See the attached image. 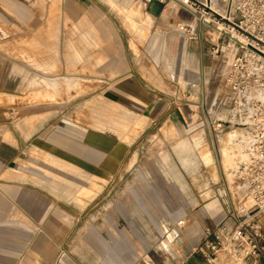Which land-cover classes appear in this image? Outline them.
<instances>
[{"label": "rangeland", "instance_id": "374dc122", "mask_svg": "<svg viewBox=\"0 0 264 264\" xmlns=\"http://www.w3.org/2000/svg\"><path fill=\"white\" fill-rule=\"evenodd\" d=\"M25 5L29 19L23 28L0 14V117H6L8 107L19 106L33 121L46 119L48 112H35L56 105L62 108L59 116L73 123L64 132L78 143L88 136L95 149L105 139L124 148L114 171L95 163L85 176L78 164V189L60 195L63 204L76 209L78 236L88 220H125L127 234L134 232L128 226L132 221L141 240L136 242L140 264H160L187 244L190 252L206 228L231 224L241 209L232 187L234 167L226 171L221 148L228 133L236 136L239 130L223 123L217 127L228 118L218 66L199 65L196 50L180 51L171 44L179 41L180 21L149 17L142 0H25ZM102 16L116 33L113 53L104 50L98 32L105 25ZM119 61L127 73L111 69ZM7 78L16 80L13 96L6 94L13 92ZM121 82L135 91L155 90L171 105L185 106V119L181 124L152 122L124 93L111 97L113 102L103 98L106 89L120 94L116 86ZM229 146L237 158V145ZM50 164L41 169L52 176ZM67 164L61 161L62 175ZM69 249L67 241L62 259L69 260ZM239 264H264V258L247 257Z\"/></svg>", "mask_w": 264, "mask_h": 264}, {"label": "crops", "instance_id": "0c3cea01", "mask_svg": "<svg viewBox=\"0 0 264 264\" xmlns=\"http://www.w3.org/2000/svg\"><path fill=\"white\" fill-rule=\"evenodd\" d=\"M147 5L143 3L145 10ZM25 6V0H0L1 17L7 23H16L23 28L29 19V11ZM146 14L157 21L163 17H172L173 21L178 20L180 24L192 20L188 11L172 2L160 3L156 15L148 11ZM101 19L105 25L98 26V32L103 39L104 50L113 53L115 30L104 16ZM178 32L179 41L172 40L171 44L176 43L180 51L196 50L198 63L202 65V43L199 40L186 41L183 33ZM111 69L117 75L128 72L120 61L115 62ZM194 75L198 79V73L194 72ZM15 81L6 79L7 85L11 84L13 89L12 93L6 94L14 95ZM116 89L120 94L106 89L103 98L110 102L116 96L133 99L142 116L149 117L152 122L163 119L181 124L187 115L185 106L171 105L166 99L157 97L155 90L135 91L123 84L116 86ZM49 109L35 112L49 113L46 119L36 121L30 119L31 114L24 115L26 109L19 106L8 107L6 117H0V264H55L57 259L59 264H140L141 254L136 242L141 240L136 236L132 221L128 226H133L134 232L127 234L125 220L121 223L120 219L116 221L109 217L90 223L88 220L85 233L79 237L76 209L63 204L60 199L62 193L72 194L78 189V164L85 169V176L93 171L95 163L105 172L114 171L122 160L123 144L105 139L99 145L101 148L95 149L94 138L88 136L78 143L76 137L64 132L71 131L73 123L59 116L62 108L54 105ZM18 113L23 115L16 116ZM182 142L187 145V142ZM117 146L120 149L113 154ZM62 160L69 163V170H65L64 175ZM50 163H53L52 176L41 169L42 166L50 168ZM67 241L70 242L69 260L62 259V246ZM183 249L185 251L181 249L182 252H176V257L170 254L160 264L178 261L189 253L190 245H185ZM201 263L202 257L198 253L189 259V264ZM144 264L159 263L144 261Z\"/></svg>", "mask_w": 264, "mask_h": 264}, {"label": "built area", "instance_id": "2783aa9c", "mask_svg": "<svg viewBox=\"0 0 264 264\" xmlns=\"http://www.w3.org/2000/svg\"><path fill=\"white\" fill-rule=\"evenodd\" d=\"M144 5L151 0H142ZM172 2L192 15L181 23L184 40L202 43V64H215L227 97L219 121L239 130L232 174L241 212L231 224L206 228L199 244L173 264H239L264 258V0H158Z\"/></svg>", "mask_w": 264, "mask_h": 264}, {"label": "bare ground", "instance_id": "6f19581e", "mask_svg": "<svg viewBox=\"0 0 264 264\" xmlns=\"http://www.w3.org/2000/svg\"><path fill=\"white\" fill-rule=\"evenodd\" d=\"M235 133L234 132H229L227 135V139L224 142V146L221 148V152H222V164L224 165V168L226 169V171H228L227 169L232 168V166L234 167L235 164V157L234 154L230 152L229 148H230V144H234L235 141ZM227 146L229 148H227ZM237 155V153L235 154ZM201 159V158H200ZM203 160V159H202ZM233 171V170H232ZM227 176H229V172L227 173Z\"/></svg>", "mask_w": 264, "mask_h": 264}, {"label": "water", "instance_id": "95a60500", "mask_svg": "<svg viewBox=\"0 0 264 264\" xmlns=\"http://www.w3.org/2000/svg\"><path fill=\"white\" fill-rule=\"evenodd\" d=\"M146 10L156 15L160 10V3L158 1L156 2L155 0H151L147 5Z\"/></svg>", "mask_w": 264, "mask_h": 264}]
</instances>
